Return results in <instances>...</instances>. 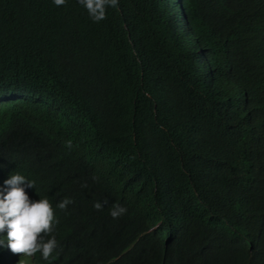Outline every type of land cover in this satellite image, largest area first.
Masks as SVG:
<instances>
[{
  "label": "trees",
  "instance_id": "trees-1",
  "mask_svg": "<svg viewBox=\"0 0 264 264\" xmlns=\"http://www.w3.org/2000/svg\"><path fill=\"white\" fill-rule=\"evenodd\" d=\"M249 15L247 0H118L107 19L95 23L77 0L60 7L53 0H0V30L10 37L24 33L23 27L13 30L15 24H44L35 40L11 46L4 62L17 60L28 79L38 72L52 87L59 82L51 77L64 66L85 75L82 88L90 100L102 97L112 129L122 133L123 155L130 157L115 166L145 161L164 168L171 190L163 202L172 224H163L147 250L165 256L166 264H254L251 257L264 253L258 238L264 239V227L239 180L252 153L264 156V47L258 34L245 31L242 19ZM4 44L0 38V50ZM16 118L0 109V158L21 142L26 151L16 152L25 161L48 162L52 147L37 143ZM11 120L15 130L2 138ZM132 129L137 144L127 141ZM68 173L56 180L73 200L62 236L71 223L79 225L100 187L92 179L98 172ZM27 174L36 192L51 194L35 172L28 168ZM53 191L58 203L57 184ZM194 238L207 252L198 251Z\"/></svg>",
  "mask_w": 264,
  "mask_h": 264
},
{
  "label": "clouds",
  "instance_id": "clouds-1",
  "mask_svg": "<svg viewBox=\"0 0 264 264\" xmlns=\"http://www.w3.org/2000/svg\"><path fill=\"white\" fill-rule=\"evenodd\" d=\"M247 1L250 15L242 23L245 31L258 34L264 47V0ZM77 2L95 23L107 19L109 7H118V0ZM53 3L57 7L65 6L67 0H53ZM43 25L15 24L13 30L23 27L24 33L11 37L0 30V38L6 40V49L0 50L3 51L0 53V109L14 112L17 117L14 120L22 123L21 128L30 129L37 143L45 142L52 147L48 162L35 156L25 161L24 155L16 152L26 151L27 145L22 146L21 142L18 148L12 146L0 158V264H166L165 256L155 257L147 250L150 238L163 224H172L171 212L163 202L168 189L171 190L165 181L164 168L157 162L145 161L138 167L115 166L130 157L123 155L122 133L118 135L112 129V119L107 118L101 104L102 97L90 100L82 88L85 75L74 74L62 65L64 71L51 77L60 84L52 87L38 72L28 79L17 60L4 62L11 58V46L35 40L36 32ZM65 85L72 90L64 88ZM14 120L3 124L2 138L15 130ZM130 138L137 144L135 129L128 131L127 141ZM28 168L35 172L37 179L52 187L48 188L49 196L34 190L35 182L27 177ZM78 170L98 172V178L92 179L98 180L100 187L91 195L79 225L71 223L67 236H62V222L65 217L69 218V204L73 200L68 198L67 186L56 180ZM239 180L254 200L256 215L264 227V156L260 150L248 157ZM55 184L58 203L51 198ZM192 242L202 244L197 238ZM162 243L169 252L166 237ZM249 244L250 251L254 252V244ZM207 248L199 245L197 249L207 252ZM251 260L254 264H264V253L254 254Z\"/></svg>",
  "mask_w": 264,
  "mask_h": 264
}]
</instances>
